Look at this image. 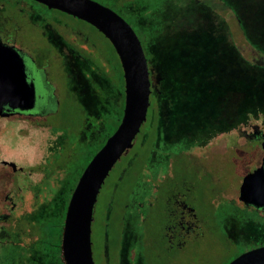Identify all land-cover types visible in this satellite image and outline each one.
Instances as JSON below:
<instances>
[{"label":"flooded vegetation","instance_id":"1","mask_svg":"<svg viewBox=\"0 0 264 264\" xmlns=\"http://www.w3.org/2000/svg\"><path fill=\"white\" fill-rule=\"evenodd\" d=\"M89 29L97 32L110 47L111 42L100 31L81 19L56 9H49L34 0H0V42L8 48L1 51L0 64L3 62L6 69L0 74V80L6 87L20 82L19 87L25 89L22 98L1 103V230L20 236L17 223L29 217L27 213H22L26 203L33 201L31 206L34 212L41 209L35 203L44 201L41 193L34 191L31 192L30 199H22L26 186L31 184L28 182L33 181L44 189L47 185L53 186L62 180L67 179L69 182L68 174L66 176L69 165L79 158L81 151L84 154L87 150H93L97 136L107 130L111 121L107 114L101 119L95 112L113 109V114H119L122 110V121L126 94L121 62L120 72L113 67L110 51L107 53L106 50L105 55L98 52V41ZM151 64L148 61L152 93L144 125L150 122V114L153 112L156 127L153 134L149 133L145 139L143 125L134 147L115 166L118 179L113 187L121 191V187L128 185V197L133 195L137 191L136 187L139 189L141 184L149 190L146 197L149 202L141 203L139 209L143 211L145 223L148 213L157 210V222L163 225L156 234L159 242L147 236L151 240L146 239L144 242L146 254L144 253V259L141 260L137 248L123 240L125 215L130 209V205L126 203L123 211L118 212L123 223L121 231L117 234L118 240L110 241V225H106L100 247H96L93 242L94 261L97 255L102 264H152L154 257V260L161 264H177L189 248L196 247L200 239L206 238L209 234L207 226L211 224L215 226L216 235L221 241V245L216 246L213 253L224 254L228 258L223 264H229L245 252L264 247V207L247 204L241 199L244 179L252 172L264 171L263 127L254 123L255 121H248L237 125L232 131L224 132V139L220 137L218 145H197L178 153L161 148L160 116L165 105L162 101L160 77H154ZM16 67L22 70V74L12 76L10 70L14 72ZM107 89L113 91V95L107 92ZM90 100L94 101L93 105ZM168 104L166 109L173 106L171 98L168 99ZM70 111L73 114H69ZM62 126L67 130L59 129ZM73 130L76 133H72ZM44 134L48 135L51 145L58 143L59 147L46 148L47 146L39 145L36 139ZM51 138H54V141ZM66 146L72 147L68 154L64 153ZM46 149L52 150L50 155ZM183 157L190 158L194 167L189 174L186 172L187 168H184L180 179L173 180L168 170ZM209 157L218 160L231 159L238 168L230 187L220 180L206 182L209 171L205 160ZM64 159L68 161L63 163ZM159 163L164 168L158 175L147 172ZM130 176L132 177L129 178ZM258 176L259 181H262L261 175ZM207 183H211L208 188ZM206 188L211 194L212 210L209 211V220L201 215L198 203H203ZM125 194L123 191V196H127ZM116 198L107 204V209L110 210L109 218L119 207ZM228 203L235 205L240 211L249 213L248 222L228 219L220 222L214 213ZM141 228L146 233V226L142 224ZM8 245H15V240L0 239V247ZM42 249L46 252L44 247ZM30 253L31 261L33 258L34 264H41L43 257H38L35 247L31 248ZM62 263L60 256V262L57 261L56 264ZM205 264L213 263L207 261Z\"/></svg>","mask_w":264,"mask_h":264},{"label":"rangeland","instance_id":"2","mask_svg":"<svg viewBox=\"0 0 264 264\" xmlns=\"http://www.w3.org/2000/svg\"><path fill=\"white\" fill-rule=\"evenodd\" d=\"M94 1L117 11L134 28L142 42L148 61L152 63L154 77L156 79L160 77L159 82L163 90L162 101L165 105L160 116L159 145L161 148L178 153L197 145H218L219 138L224 139L226 134L224 132L232 131L237 125H243L248 121H255L254 123L261 125L264 129V56L257 55L250 46L253 45L255 50L264 54V0H222L235 11L245 34L242 33L239 23L229 10L220 11L221 15H218L209 6L195 0H134L125 8L128 10L130 8L131 12L134 11L136 20L126 12L120 11L113 0ZM90 31L93 37L95 36L94 39L98 41V52L105 55L107 50L109 53L110 47L105 40L97 32ZM106 91L113 95V91L109 89ZM87 93L88 90H86V97H88ZM86 97L85 99H91ZM169 98L172 99L173 106L166 109L169 106ZM90 102L94 104L93 100ZM113 111V109L100 110L95 114L100 115L101 119L107 114L110 120L118 115L113 114ZM154 114L153 112L150 114V122L143 127L146 133L145 139L149 133L153 134L156 127ZM220 131L221 133H218ZM106 134L101 133L97 136L93 149L99 145L98 143ZM36 140L42 147H59L58 143L51 145L46 134ZM51 140L54 141V138ZM46 151L49 155L52 152L51 149ZM71 151L72 147L66 146L64 153L68 154ZM79 158L82 159L80 154ZM79 158L69 165V168L73 167L71 172L78 166ZM150 161L152 163L153 159ZM159 164L155 168L152 166L147 172L158 175L157 173L164 168ZM205 166L209 171L206 182L220 180L227 187L231 186V180H235L238 172V168L231 159L218 160L215 157H209L205 160ZM193 167L194 163L190 158L183 157L176 161L168 172L171 178L177 181L183 174L184 168H187L186 172L189 174ZM116 171L118 170L115 167L98 196L92 224V242L96 247H100L104 238V228L109 222L111 223L107 204L117 197L118 211H122L126 203L130 205L125 215L126 236L124 234L123 240L136 247L138 257L143 260L146 254L144 242L150 239L149 237L159 242L156 234L163 225L157 222L159 216L157 210L148 213L146 223L143 220V211L139 209V206L145 201L149 202L146 198L149 190L144 185L141 184L139 189L136 187L137 191L130 197L127 195L130 189L128 185L121 187V191L113 187L118 179ZM67 174L68 172L66 176ZM69 182L66 179L59 181L53 187L44 185L46 189L33 181L28 182L31 184L26 186L22 199H30L31 192L35 191L42 194L44 201H35L38 204L37 207L41 208L38 212H34L31 206L33 201L26 203L22 213L23 215L27 213L29 217L17 223L20 236L0 229V239L15 240V245L0 247V264H34L33 258L31 261L32 253H30L32 247H35L38 257H43L41 264L44 262L56 264L53 258L49 257L54 254L56 229L48 230L52 242H47L45 236H47L49 225L57 226L62 223L66 202L72 189ZM207 184L208 188L211 183ZM207 188L204 191L206 197L203 203L200 201L198 203L201 215L203 214L209 220L211 214L209 211L212 210V206L211 194ZM123 191L127 196H123ZM214 215L220 222L228 219L238 222L242 220L246 223L250 218L249 213L240 211L230 203L221 206ZM146 216L145 211L144 219ZM142 224L146 226V233L141 228ZM214 227L213 224L208 225L209 234L206 238L200 239L196 247L189 248L187 253L182 255L181 262L177 264H205L207 261L223 264L228 259L227 256L213 253L215 247L221 245ZM43 247L46 252L42 249ZM95 259L96 264H102L97 255ZM152 264L161 263L153 257Z\"/></svg>","mask_w":264,"mask_h":264},{"label":"water","instance_id":"3","mask_svg":"<svg viewBox=\"0 0 264 264\" xmlns=\"http://www.w3.org/2000/svg\"><path fill=\"white\" fill-rule=\"evenodd\" d=\"M34 1L94 26L115 48L124 72L126 102L122 121L81 175L70 197L62 231L63 263L95 264L92 224L98 196L112 170L134 147L137 136L147 121L152 93L148 59L134 28L110 7L94 0ZM7 49L0 42V58L1 51ZM5 69L1 62L0 74H3ZM10 73L12 76H19L22 70L16 67V70L14 72L10 70ZM0 81L1 111V103L22 98L25 89L19 87L20 82H15L17 85L12 87H6L3 81ZM262 144L264 146V141ZM258 175H261L262 181H259ZM241 199L247 204L264 207L263 170L252 172L244 179ZM229 264H264V247L245 252Z\"/></svg>","mask_w":264,"mask_h":264},{"label":"trees","instance_id":"4","mask_svg":"<svg viewBox=\"0 0 264 264\" xmlns=\"http://www.w3.org/2000/svg\"><path fill=\"white\" fill-rule=\"evenodd\" d=\"M195 1L209 6L218 15H221L220 11H228L229 10L232 13V15L234 16V18L236 19V21L239 23V26H240L242 33L245 34L244 29L242 28L241 23L239 21V18L237 17L235 11L229 5L225 4L222 0H209V1H207V0H195ZM114 2H115L114 4L118 7V9L120 11H123L124 13L126 12V14H128L132 19L136 20V17L133 13L134 11L131 12L130 8H129V10L125 8V6L132 4L134 2V0H114ZM226 23H227V25H229L228 21H226ZM148 27H149V25H148ZM148 27H144V28L148 29ZM246 40H247V38H246ZM247 42L249 43L248 40H247ZM250 44L251 43H249V45ZM109 45H110V54L112 57L113 67L117 68L121 72L122 69H121L119 57L116 55V52H115V49L113 48V46L110 43H109ZM250 46H251V49L257 53V55L264 56V54L262 52L255 50L256 48L253 45H250ZM238 50L241 52L240 49H238ZM122 112L123 111L121 110L120 113L115 118L111 119V121L109 122L107 130L104 132L107 134L104 136L102 141L98 143L99 145L96 146L93 150H89V151L87 150L84 154L81 152L80 156H82V159L79 158L80 162H79L78 166H76V168L74 167L73 172H71V169L73 167L69 168L68 177L70 179V183H68V184L72 186V189L69 193V198L66 202V207H65V212L63 215L62 223L58 224L57 226L49 225L47 228V236H45L47 239V242L48 241L52 242L53 240L50 239L51 235L48 232V230L50 231L51 229H56V235H57L56 237L57 238H56L55 244L53 246L54 247L53 248L54 254L49 256L51 259L53 258L54 262H57V261L60 262L63 224H64V220H65L67 206H68L70 197L72 195V192H73L74 188L76 187L78 177L81 176L84 169L87 167L88 163L93 159V157L97 154V152L105 145L107 139L117 130V127L119 126V124L121 122ZM69 114H73V112L70 111ZM112 126H114V127L112 128ZM59 129H62L64 131L67 130L66 127H63V126L60 127ZM73 131L74 132H72V133H76L75 130H73ZM67 133H69V132H67ZM67 161H68V159H64L63 163H66ZM69 172H70V174H69ZM117 209L118 208L115 209V211L112 214V217L110 218L111 223L109 222V224H108V225H110V241H113V242L118 240L117 234L121 231V228L123 227V223H121V221H120L121 217L118 216L119 211ZM123 209H124V207H123ZM123 209H122V211H123ZM122 211H120V212H122Z\"/></svg>","mask_w":264,"mask_h":264}]
</instances>
